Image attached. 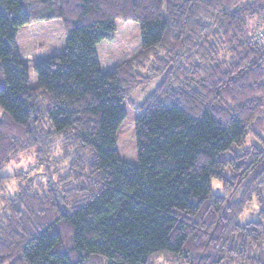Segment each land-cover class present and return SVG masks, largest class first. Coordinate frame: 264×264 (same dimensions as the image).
<instances>
[{
  "label": "trees",
  "instance_id": "trees-1",
  "mask_svg": "<svg viewBox=\"0 0 264 264\" xmlns=\"http://www.w3.org/2000/svg\"><path fill=\"white\" fill-rule=\"evenodd\" d=\"M51 19L64 50L32 64L31 86L17 34ZM116 19L139 24L140 50L102 71ZM259 38L264 0H0V264H264ZM155 77L130 164L123 102ZM31 148L65 176L8 193L5 168ZM254 202L258 218L238 222Z\"/></svg>",
  "mask_w": 264,
  "mask_h": 264
},
{
  "label": "rangeland",
  "instance_id": "rangeland-1",
  "mask_svg": "<svg viewBox=\"0 0 264 264\" xmlns=\"http://www.w3.org/2000/svg\"><path fill=\"white\" fill-rule=\"evenodd\" d=\"M26 6V0H21ZM64 31L60 19L37 21L19 30L16 38L17 48L21 59L28 67L29 83L31 86L37 85V77L32 68L36 61L46 59L64 50ZM264 38L252 41L259 43ZM251 43V42H250ZM140 50L139 24L133 20L116 19L115 31L111 39H103L96 45L97 57L102 71L112 70L122 62L133 58ZM148 73L147 70L141 74ZM0 78L2 79L1 72ZM138 77V80H141ZM1 83V80H0ZM160 83V77L152 78L146 82H137L130 95L123 102L125 117L116 131V151L123 161L136 164V145L134 126L136 117L139 114L138 106ZM253 142V141H252ZM251 139L247 143L249 146ZM37 148L18 153L12 158L11 163L5 168L4 173L12 176L10 182L5 187L8 193H13L17 189L19 178L22 181L28 180V188L38 191L43 190L48 183V177L57 181L65 176L66 169L53 172L55 167L61 168L60 164L37 160ZM44 155L47 153H43ZM59 153L53 154L57 155ZM59 157L52 158L56 161ZM51 163V164H50ZM45 170L43 171V169ZM17 177V178H16ZM23 183V184H24ZM214 193H222V185L216 180L212 181ZM258 218V207L254 202L239 218L238 222L245 220H256ZM157 264H170L164 258L156 259Z\"/></svg>",
  "mask_w": 264,
  "mask_h": 264
},
{
  "label": "crops",
  "instance_id": "crops-1",
  "mask_svg": "<svg viewBox=\"0 0 264 264\" xmlns=\"http://www.w3.org/2000/svg\"><path fill=\"white\" fill-rule=\"evenodd\" d=\"M19 32V31H18Z\"/></svg>",
  "mask_w": 264,
  "mask_h": 264
}]
</instances>
